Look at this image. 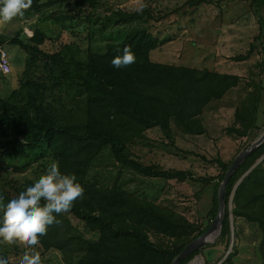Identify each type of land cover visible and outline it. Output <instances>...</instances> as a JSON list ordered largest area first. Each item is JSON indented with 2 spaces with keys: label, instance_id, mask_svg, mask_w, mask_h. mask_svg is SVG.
<instances>
[{
  "label": "trees",
  "instance_id": "obj_1",
  "mask_svg": "<svg viewBox=\"0 0 264 264\" xmlns=\"http://www.w3.org/2000/svg\"><path fill=\"white\" fill-rule=\"evenodd\" d=\"M61 1L64 0L41 3L33 0V3L39 10ZM84 1L92 5L97 2ZM197 1L204 0H189V3ZM247 1L256 12L264 13V0ZM65 17L68 16H61L60 20ZM154 18L146 7L134 12L112 11L106 16L108 21L121 24L138 19L139 24L130 28L121 41H109L106 52L89 48L81 55L82 50L71 43L56 52H46L41 47L46 36L39 29L31 37L33 46L18 37L11 40L27 50L30 48L33 55L44 57L45 78L34 82L26 102L12 99L22 86L15 87L8 96L0 95V125L8 136H14L0 140V147L26 154L31 149L46 146L58 161L61 172L74 174L85 189L83 197L76 199L69 211L59 214V222L50 225L39 238L42 249L60 252L64 264H173L217 216L219 187L233 161L219 159L221 173L218 176L197 178L190 170L145 164L131 145L147 139L146 132L156 126L169 140L174 138L173 124L190 133H205L201 118L205 108L224 98L240 84L242 77L152 60V50L162 42L146 25ZM125 45L135 53L137 60L126 67L114 68L111 59L120 54ZM259 47L263 52L257 63L261 73L247 82L249 89L236 107L234 123L229 128L237 136L250 140L264 131L258 124L264 92L263 25L249 52L238 59L249 58ZM15 75L12 65L11 72L5 75L6 80L11 83ZM260 158L262 160L256 164ZM106 159H112L121 170L125 168L149 177L214 181L208 224L202 228L181 212L140 197L116 183L102 185L92 176V169ZM246 173L233 197L234 236L239 238L238 219L255 226L261 233L259 252L264 264V142L242 161L227 183L220 234L230 245L229 202L235 185ZM32 181H17L11 190L0 188V202L6 203ZM75 218L83 223L84 230ZM201 249L192 251L180 264L193 260ZM237 251L238 244L222 264L231 263Z\"/></svg>",
  "mask_w": 264,
  "mask_h": 264
},
{
  "label": "rangeland",
  "instance_id": "obj_2",
  "mask_svg": "<svg viewBox=\"0 0 264 264\" xmlns=\"http://www.w3.org/2000/svg\"><path fill=\"white\" fill-rule=\"evenodd\" d=\"M46 1L39 0L40 3ZM96 1L92 5L84 0H64L38 10L32 0L23 17L0 23V48L8 53L16 74L10 83L5 76L9 73L0 71V95L8 96L15 87L22 86L12 99L26 102L34 82L45 78L44 57L33 55L30 48L27 50L20 44L11 43L12 39L18 37L23 43L33 46L31 37L39 29L46 36L41 46L46 52H56L66 43L78 46L82 50L78 52L81 55L89 48L95 52H106L109 41H121L130 28L139 24L138 19L117 24L108 21L106 16L114 10L134 12L146 7L155 16L146 25L162 39L151 52L152 60L238 74L242 79L224 98L211 102L205 108L201 116L205 133H190L173 124L174 138L169 140L156 126L149 135L146 132L147 139L133 143L132 150L145 164L190 170L197 178L218 176L221 170L217 160L233 161L255 140L239 137L229 128L234 123L236 107L249 89L247 82L261 73L257 64L263 56L260 47L247 59H238V56L249 52L261 25L264 26V13L256 12L247 0H204L195 4H190L189 0ZM61 16L69 18L60 20ZM261 76L264 79V69ZM258 124L264 129V92ZM8 138L13 139L14 136H8L0 125V140ZM53 160L56 161L46 146L31 149L26 154L0 147V188L11 190L17 181L36 179L45 173ZM93 175L102 185L116 183L140 197L173 208L202 228L209 222L214 181L149 177L125 168L121 170L112 159L101 160L100 166L92 169ZM74 220L77 221L76 218ZM79 225L84 230L83 223L79 222ZM237 230L239 238L234 236V245L238 244V251L229 264H262L259 230L245 219H238ZM220 231L202 247L198 254L201 264H222L228 257L225 256L229 245ZM25 251L39 252L42 264H64L60 252L44 251L40 244L27 246L21 241L8 243L0 240V256L7 258L9 264H19Z\"/></svg>",
  "mask_w": 264,
  "mask_h": 264
},
{
  "label": "clouds",
  "instance_id": "obj_3",
  "mask_svg": "<svg viewBox=\"0 0 264 264\" xmlns=\"http://www.w3.org/2000/svg\"><path fill=\"white\" fill-rule=\"evenodd\" d=\"M31 4L32 0H0V23L23 17ZM136 60L135 53L125 45L122 52L111 59V64L114 68H122ZM84 191L76 176L61 172L58 161L53 160L44 174L6 203H0V240L38 245L48 227L59 222L57 216L69 211L73 202L83 197ZM0 264H9V261L0 256ZM19 264H42V258L39 252L25 251Z\"/></svg>",
  "mask_w": 264,
  "mask_h": 264
},
{
  "label": "water",
  "instance_id": "obj_4",
  "mask_svg": "<svg viewBox=\"0 0 264 264\" xmlns=\"http://www.w3.org/2000/svg\"><path fill=\"white\" fill-rule=\"evenodd\" d=\"M1 54L2 53L0 52V59H1ZM263 142H264V132L257 139H255L248 147H246L244 150H242L235 157V159L233 160L230 168L228 169V171H227V173L225 175V178L223 179V181L221 182L220 187H219V210H218L216 218L212 221L211 225L209 226V228L204 233H202L200 236H198L196 239H194L192 242H190L183 249V251L174 259L173 264H180L181 259L185 258L192 251L203 247L204 245L207 244V242H209V240L207 239V235L211 234L214 231H219L221 229L223 221H224V216H225V190H226L227 183H228L231 175L235 171V169L242 163V161L251 152H253L257 147H259ZM262 158H260L256 162V164L259 163L262 160ZM254 166H252V168ZM252 168L247 173H249L252 170ZM247 173L238 181V183L235 185V187L233 189V192L231 194V198H230V202H229V212H230L229 218H230V226H231V242H230V245H229V249H228L227 255L225 257H227L230 254V252H231V250H232V248L234 246V219H233V213H232L233 197H234L235 190H236L237 186L243 180V178L247 175ZM197 257H199V256L197 255L193 260L188 262V264H190L192 261H194Z\"/></svg>",
  "mask_w": 264,
  "mask_h": 264
},
{
  "label": "built area",
  "instance_id": "obj_5",
  "mask_svg": "<svg viewBox=\"0 0 264 264\" xmlns=\"http://www.w3.org/2000/svg\"><path fill=\"white\" fill-rule=\"evenodd\" d=\"M0 51H2V55L0 59V71L3 74H8L9 72H11L12 69L10 58L7 52H5L4 50H0Z\"/></svg>",
  "mask_w": 264,
  "mask_h": 264
},
{
  "label": "bare ground",
  "instance_id": "obj_6",
  "mask_svg": "<svg viewBox=\"0 0 264 264\" xmlns=\"http://www.w3.org/2000/svg\"><path fill=\"white\" fill-rule=\"evenodd\" d=\"M216 235H217V231H214L211 234L207 235V239L211 240V239L215 238ZM191 264H201V259L199 257H197L194 261H192Z\"/></svg>",
  "mask_w": 264,
  "mask_h": 264
},
{
  "label": "crops",
  "instance_id": "obj_7",
  "mask_svg": "<svg viewBox=\"0 0 264 264\" xmlns=\"http://www.w3.org/2000/svg\"><path fill=\"white\" fill-rule=\"evenodd\" d=\"M152 131H154V128H151V129L148 130V135H149Z\"/></svg>",
  "mask_w": 264,
  "mask_h": 264
}]
</instances>
